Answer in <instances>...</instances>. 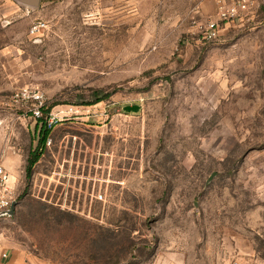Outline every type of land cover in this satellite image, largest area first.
<instances>
[{
  "label": "rangeland",
  "instance_id": "1",
  "mask_svg": "<svg viewBox=\"0 0 264 264\" xmlns=\"http://www.w3.org/2000/svg\"><path fill=\"white\" fill-rule=\"evenodd\" d=\"M246 1L206 41L215 0H0L17 189L1 246L26 264H264V0ZM22 87L58 119L28 178L40 122ZM94 90L110 95L81 104Z\"/></svg>",
  "mask_w": 264,
  "mask_h": 264
},
{
  "label": "built area",
  "instance_id": "2",
  "mask_svg": "<svg viewBox=\"0 0 264 264\" xmlns=\"http://www.w3.org/2000/svg\"><path fill=\"white\" fill-rule=\"evenodd\" d=\"M217 4L216 14L213 18L205 21L200 27L202 39L206 41L214 40L221 32L220 22L233 21L238 19L240 14L246 10V0H233L225 2L224 0H215ZM44 26L43 22H35L29 28V33L35 35L40 28ZM14 100L24 108L26 113H29L35 120L45 123L48 128L54 126L57 122V117L47 109L44 96L39 89L22 87L13 92ZM17 189L12 179L10 172L5 167L3 160L0 158V213L9 209L11 203L16 201ZM6 215L0 216L2 220ZM1 248V241H0ZM1 256H7L6 251H1Z\"/></svg>",
  "mask_w": 264,
  "mask_h": 264
},
{
  "label": "trees",
  "instance_id": "3",
  "mask_svg": "<svg viewBox=\"0 0 264 264\" xmlns=\"http://www.w3.org/2000/svg\"><path fill=\"white\" fill-rule=\"evenodd\" d=\"M110 95V93L108 92H103L102 90H94L91 93V99L84 101L81 104L84 105H92L95 104L97 102H100L104 99H106L108 96ZM50 109L47 108L45 110V113H47ZM50 130L51 128H48L47 125L45 123H41L40 127L38 129V142L37 145L35 147L34 150H32L27 159H26V177L28 178L32 172V166L37 162V160L39 159V156L41 154V151L43 150V148L45 147L48 135L50 134Z\"/></svg>",
  "mask_w": 264,
  "mask_h": 264
},
{
  "label": "water",
  "instance_id": "4",
  "mask_svg": "<svg viewBox=\"0 0 264 264\" xmlns=\"http://www.w3.org/2000/svg\"><path fill=\"white\" fill-rule=\"evenodd\" d=\"M18 2L30 6V7H37L40 3V0H17ZM140 106L136 103L131 104V105H124L122 107L123 111L125 112H137L139 110ZM213 175V173H212ZM17 202L13 201L9 207V209L5 210L4 212L0 213V216L6 215V216H11L14 213L15 207H16Z\"/></svg>",
  "mask_w": 264,
  "mask_h": 264
},
{
  "label": "crops",
  "instance_id": "5",
  "mask_svg": "<svg viewBox=\"0 0 264 264\" xmlns=\"http://www.w3.org/2000/svg\"><path fill=\"white\" fill-rule=\"evenodd\" d=\"M225 2H230V1H225ZM1 251H6L7 256L3 258L0 253V264H26L24 260H20L19 254H17V252L8 251V249L3 246H1L0 248V252Z\"/></svg>",
  "mask_w": 264,
  "mask_h": 264
}]
</instances>
